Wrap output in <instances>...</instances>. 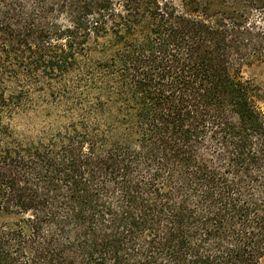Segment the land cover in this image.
<instances>
[{
  "label": "trees",
  "instance_id": "obj_1",
  "mask_svg": "<svg viewBox=\"0 0 264 264\" xmlns=\"http://www.w3.org/2000/svg\"><path fill=\"white\" fill-rule=\"evenodd\" d=\"M0 0V264H264V0Z\"/></svg>",
  "mask_w": 264,
  "mask_h": 264
},
{
  "label": "rangeland",
  "instance_id": "obj_2",
  "mask_svg": "<svg viewBox=\"0 0 264 264\" xmlns=\"http://www.w3.org/2000/svg\"><path fill=\"white\" fill-rule=\"evenodd\" d=\"M174 3H179L181 0H171ZM217 0H213L216 3ZM214 3V4H215ZM241 76L243 79H250L258 84L264 91V64L259 62H252L251 64H245L241 68ZM261 110L264 112V97L263 101L259 102Z\"/></svg>",
  "mask_w": 264,
  "mask_h": 264
}]
</instances>
